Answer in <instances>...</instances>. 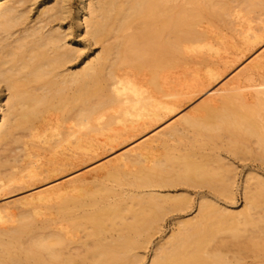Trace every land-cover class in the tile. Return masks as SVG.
<instances>
[{
  "label": "bare ground",
  "instance_id": "1",
  "mask_svg": "<svg viewBox=\"0 0 264 264\" xmlns=\"http://www.w3.org/2000/svg\"><path fill=\"white\" fill-rule=\"evenodd\" d=\"M241 4L249 11L264 10V0ZM229 16L240 19L224 0H76L74 6L73 0H0V150L9 146L24 152L29 144L44 140L51 152L46 163L55 164L65 150L86 148L93 133L109 130L114 123L139 127L134 128L137 133L130 144L143 137L152 141L157 135L183 132L170 126L174 115L192 131L186 152L174 154L164 147L163 157L153 158L142 148L127 149L116 159L132 162L133 169L114 165L82 177L79 181L89 182L90 187L80 194L69 193L74 180L63 182L69 189L57 196L58 214L70 221L72 230L85 231L86 238L76 241L84 247L82 257L69 252L72 237L59 229L33 232L32 212L25 211L17 225L0 228V264H134L142 259L139 249L148 242L154 223L162 219L164 205L182 210L189 204L188 197L161 194L158 188L207 185L232 195L230 165L217 163L214 168L197 157L192 150L195 136L205 144L225 135L235 154L243 152L236 141L249 140L264 160V91L253 107L239 98L222 97L219 105L205 106L199 117H189L182 112L184 106L176 105L184 88L170 86L168 76L191 45L204 47L200 28L204 19L228 23ZM73 28L80 39L76 40ZM244 39L254 55L229 70L241 63L231 75L249 79L264 65V21L260 32L247 29ZM81 41L84 48L87 42L100 49L86 55L78 46ZM208 79L217 75L209 73ZM214 83L200 91L214 96L218 92ZM23 152L11 158L0 152V197L32 187V180L45 171L41 157L32 158L38 152ZM23 157L30 159L16 168L15 162ZM108 182L128 189L119 192ZM241 188V211L201 195L197 214L176 222L177 231L156 244L149 264H236L239 258H229L217 244L216 234L222 231L234 243L250 231L240 253L264 252V245L251 234L264 228V208L259 210L264 179L248 174ZM115 196L119 199L105 202ZM83 206L89 209L74 216L73 210ZM6 216L0 205V222ZM26 234L30 235L23 241Z\"/></svg>",
  "mask_w": 264,
  "mask_h": 264
},
{
  "label": "rangeland",
  "instance_id": "2",
  "mask_svg": "<svg viewBox=\"0 0 264 264\" xmlns=\"http://www.w3.org/2000/svg\"><path fill=\"white\" fill-rule=\"evenodd\" d=\"M75 1L73 0V6L75 5ZM224 1L233 8L234 12H237L240 19L229 16L228 20L230 22L228 23L220 20L204 19L200 26L205 33L204 47L199 48L197 45H191V49L185 54V59L179 61L168 72L169 85L174 88L182 85L185 90V93L179 97V101L176 103L177 106H184L182 112H185V116L199 117L205 106L213 107L219 105L222 97L239 98L247 107H253L257 101V97L261 96L262 91H264V65L261 68H256L249 79L244 77L234 78L231 75L234 73L233 70L236 71L237 66H241V63L245 64L249 58L253 57L254 54L252 57L250 54L252 45L245 41L244 34L247 29L251 32H260L264 21V10L255 9L249 11L244 9L241 4L242 0ZM76 31V28H73V34L76 40H78L80 38H78ZM82 43V41L78 43V46L83 49L86 55L92 56L100 49L98 45L92 47L87 42H84L86 46L84 48V44ZM241 60L243 61L239 65L229 70L232 65ZM209 73L216 74L217 79H208ZM213 83L214 86L212 88L218 89V92L214 96L210 97L208 93L200 91ZM261 112L264 114V109ZM51 117L54 118L55 113H52ZM59 124L64 125V123L60 122ZM170 126L184 130L183 132H178L176 136L157 135L152 141L149 137H143L130 144V141L136 137V135H132L137 133L134 128L138 129L139 127H133L128 123L125 125L114 123L109 130L93 133L86 148L77 149L71 147V149L65 150L57 156L55 164L46 163L51 156V152L49 151V143L44 142V140H42L41 144L36 143L38 144L36 146L29 144V146H26V151L24 152L20 151L19 148H10L9 146L5 150L1 148L0 152L9 158L16 153L38 152V155L35 153L32 158L41 157L39 164L42 162L46 164L41 166L45 171H42V173L32 180V187L23 188L21 189L22 191H15L12 194L0 197V205H2V210L7 215L4 221L0 222V228H9L17 225L21 214L25 211L32 212L33 232L59 229L62 233L72 237L70 244L68 243L67 245L69 252L82 257L84 255V247L77 244L76 241L78 242V240L86 238L84 237L85 231L81 229L72 230L70 228V221L58 214L60 199L57 196L61 195L64 190L68 191L69 189L66 188V184L63 182L74 180V189L69 191V193L77 195L90 187L89 182L83 184L82 181H79L82 177L98 175L114 165H119L126 170L133 169L132 162L124 164L116 159L120 156V153L132 147H135L136 150H138V147L142 148V152L150 157L153 156V158L163 157L165 152L164 147L172 149L174 154L184 152V149L186 152L191 145L189 138L192 136L191 129L182 123L179 115L172 116ZM195 137L196 140L192 150L197 157H203L214 168L218 166L217 163L230 165L231 170L227 174L232 178V195L221 194L216 189L207 185L187 186L179 184L173 187L158 188L157 191L161 194L188 197L190 199L189 204H185V208L182 210L175 207L168 209L166 207L168 205H164L162 219L154 223L155 228H157L149 232L148 242L139 249L142 259L134 264H149L156 244L163 242L169 233L177 231L176 222L178 220H189L197 214L196 205L201 195H204L212 203H219L229 210L241 211L244 202L241 187L244 184L246 176L248 174H258L264 179V160L258 158V154L262 152L255 143L239 138L235 144L240 146L243 152L235 154L228 149V138L225 135L205 142V144L199 141L200 137ZM24 140L28 141L29 138H24ZM23 158V161L15 162L16 168L25 164L30 159V157ZM217 159L219 162H216ZM2 169H5V167H2ZM70 170L76 171L68 175ZM45 180H48L50 183L43 184ZM108 184L112 185L113 183L108 182ZM113 186L115 185L113 184ZM115 188L119 192L123 188L124 190L128 189L126 186H115ZM40 196L45 198L39 199L38 197ZM117 199H119L117 196L108 197L105 199V202H113ZM263 208L264 199L260 203L259 210L261 211ZM83 209H89V207L83 206L82 208L74 209V216L78 217L83 212ZM76 220L80 221L82 219L76 218ZM81 227H85L84 222ZM251 234L254 235L253 237L256 241L264 245V228L262 231ZM29 235H24L23 241H25V238L28 239ZM112 235L115 236L116 233L113 232ZM245 235H250V231H246L234 243L230 239L228 232L222 231L216 234L217 244H220L221 250L229 258H239L236 264H264L263 251H242L240 253L239 249L244 247L249 241V238L245 237Z\"/></svg>",
  "mask_w": 264,
  "mask_h": 264
}]
</instances>
